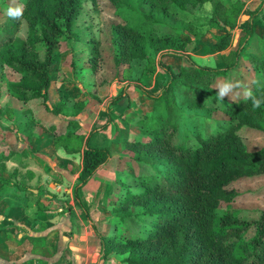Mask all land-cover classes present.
<instances>
[{
  "label": "trees",
  "instance_id": "1",
  "mask_svg": "<svg viewBox=\"0 0 264 264\" xmlns=\"http://www.w3.org/2000/svg\"><path fill=\"white\" fill-rule=\"evenodd\" d=\"M20 1L22 16L18 19L8 16L0 27V64L20 75L16 82L7 81V90L24 102L41 99L46 111L62 114L65 101L51 108L48 90L60 68L61 38L72 30L82 11L83 0ZM109 1L116 15L125 22L113 27L116 63L142 60L146 69L152 70L155 56L159 54L157 64L166 81L157 94L143 90L154 102L152 111L142 116L140 135L123 142L141 164L149 167V174L138 175L136 187L125 185L110 209L116 214V223L126 224L129 211L140 208L141 212L133 220L140 222L142 229L137 228L136 234L124 237L123 234L97 233L100 259L108 260L116 254L121 257L118 264H264V209L251 220L231 207L220 210L223 202L230 203L238 197L230 187L232 183L264 176V147L249 151L238 134L244 127L264 133V54L259 56L261 58L250 56L243 48L255 31L259 10L250 14L245 30L249 39L241 36L243 43L221 57L223 67L245 60L254 72L253 87L244 88L239 97L226 83L225 67L198 66L189 55L168 50L167 40H155V54L149 53L144 28L154 19L143 12L144 7L195 19L187 12V7L209 0ZM212 2L211 17L202 25L216 32L208 34L212 36L214 51L223 52L231 45L235 22L244 4ZM1 7L7 12L10 7L14 8L10 4ZM133 15L137 16L135 20ZM21 19L27 24L25 39L17 36ZM98 54V45L94 43L88 58L91 66L83 70H87L86 75L97 69ZM166 56L184 57L190 64L176 71L163 60ZM220 80L230 86L223 98L214 91ZM254 101H259L258 107ZM180 105L209 111L210 117L188 114L182 119ZM81 108L82 103L76 101L73 113ZM75 125L76 122L69 121L66 133L54 132L55 144L60 143L65 149L69 144L79 147L80 135H70ZM109 159L107 147L84 146L73 197L89 222L91 219L79 192Z\"/></svg>",
  "mask_w": 264,
  "mask_h": 264
},
{
  "label": "crops",
  "instance_id": "2",
  "mask_svg": "<svg viewBox=\"0 0 264 264\" xmlns=\"http://www.w3.org/2000/svg\"><path fill=\"white\" fill-rule=\"evenodd\" d=\"M257 10L255 31L249 43L260 46L264 34V31L261 33L264 5L256 10H247L244 5L237 20L245 13ZM249 17L237 29H245ZM210 34L197 40L196 48L189 54L192 58L199 57V63L204 62V57L212 56L214 67L209 65L212 62L204 67L217 68L222 65V55L233 50L229 47L223 52L214 51ZM249 43L244 49L249 50ZM126 66L134 73L130 75L124 71V77L127 73L130 78L140 79L151 94L161 91L166 76L157 60L152 70L146 69L142 60L131 61ZM76 69L79 72V68ZM6 71L15 74L0 64V79L4 81L0 83V264H113L114 254L108 260L100 259L97 233L103 236L121 234L119 226L125 227V224L116 223V214L112 211L113 219L98 222L96 212L105 214L114 205L109 200L111 186H120V194L125 185L136 187L138 175L149 174H145L148 166L141 164L123 142L140 135V120L152 111L154 102L135 89L130 79L114 83L109 94L104 90L96 93L92 90L89 94L87 91L90 88L74 94V84L66 80L56 87L53 94L54 79L48 90V105L54 108L65 101L62 114L55 115L46 111L41 99L24 102L13 97L6 87L11 79L6 80ZM76 101L82 103V108L74 114ZM44 111L47 117L45 124L40 121ZM62 121L65 123L64 130H60ZM69 121L77 125L76 129H72L71 137L80 135L82 143L79 147L69 144L65 149L62 144H55L54 132L66 133ZM86 144L107 147L110 151L109 161L79 192L91 222L86 220L73 197ZM121 180L124 183L118 182ZM89 184H95V189L89 195L90 188H87L86 202L83 190Z\"/></svg>",
  "mask_w": 264,
  "mask_h": 264
},
{
  "label": "rangeland",
  "instance_id": "3",
  "mask_svg": "<svg viewBox=\"0 0 264 264\" xmlns=\"http://www.w3.org/2000/svg\"><path fill=\"white\" fill-rule=\"evenodd\" d=\"M220 1L223 2V4L225 5H229L230 2L240 1L247 6V10H249L250 8L252 10H256L257 8H259V6L264 0H220ZM4 4H10L14 8L18 6L22 7V2L20 0H0V27H2L5 24L6 19L8 18L7 11L1 7ZM212 10H213L212 0L211 2L209 0L203 4H199L193 7L189 5L187 7V12L190 13V15L195 19L192 18L188 19L187 17H183L182 14L174 15L168 13V15H166L164 13H161V11L157 8H151L148 6L144 7L143 12H145L146 14H151V16H153L154 19L150 25H147L144 28L148 40L147 45L149 48V53L151 55L155 54L154 53V47L156 45L154 43L155 40L157 39H161L163 41L167 40L169 45L166 48H168V50H171L176 53L184 54V56L185 54L189 55L191 60L198 66L203 65L201 67H204V65H207L210 62H212L209 65L211 67H214L213 64L214 59L212 56L204 57L203 58L204 62L200 61L199 63L197 61L199 60V57L192 58L189 54L190 51L193 52V50L196 48L197 45L196 41L200 40L201 37L208 36L209 32L216 34V32L212 30L210 27L202 25L207 21V19L211 17ZM248 16H250V13L249 14L245 13L244 17H241L239 21L236 20L235 22L236 25L232 32V41L230 45V48H232V50L237 49L239 44L243 43L239 38L240 36H245L249 39V36L245 31L247 27L241 31L237 29L238 25L241 24L242 21L246 20ZM133 17L134 20L137 18L136 15H133ZM18 23H19V30L17 32V36L20 37L21 39H25L27 35V24L23 19L19 20ZM118 23L124 24L125 22L119 16L116 15V9L109 0H95V3H93L92 0L82 1V11L79 17L77 18L76 22L74 23L72 30L66 31L64 37L61 38L60 60L62 67L59 68V71L55 75L56 77L55 81L52 83L53 94L55 93L56 87L62 82H67L66 80H69L70 82H72V84H74V94L78 92L80 93L81 91L87 90L89 88L90 91H87L89 92V94H92L91 93L92 90H95V93L99 92L100 90H104L109 94L110 88L113 86L114 83H116L117 81L124 82L127 79H130V82L133 83L135 89L139 90L145 95V92L143 90L147 91L146 89L147 86H145L140 79H135L133 77L130 78L129 76H127V73H125V77H124L123 75L124 71L129 72L130 75L134 73L133 70L127 69L126 66L127 63L120 65L116 63L115 55H114L113 27L114 24H118ZM263 29H264V24L262 27V32H261L262 34L264 31ZM262 38H263L262 46H258L256 43L253 42L251 44L249 43L250 47L248 51L250 52L249 53L250 56H255L257 58H261L263 56L264 34ZM94 43L98 45V52H99L96 59L97 69L93 74L86 76L85 73L87 72V70L84 73L82 72V70H85L86 68H90L91 66L90 63L88 62V58H89V51ZM244 47L245 45L243 46V48ZM37 49L40 50L39 44ZM42 52H43V48L41 49V54ZM157 55L159 54H156L155 56L156 58L154 57L155 62L157 60ZM163 60L166 62V64L171 66L176 71H179V69L182 66L190 64V62L184 57L172 58L170 56H166L163 58ZM239 62L240 64L239 63L236 64L237 61L234 64H232L233 62L227 63L224 67L227 69L226 71L232 70L230 73L226 74V83L230 84L233 90H235L238 93V95H236L237 93H235L236 96L241 97L242 95L241 92L243 91L244 88L253 87L252 81L255 80L256 77L250 65L249 64H248L249 66L246 65L247 62L245 63V60H240ZM77 67L79 68V72H77L78 70L76 69ZM220 67L224 68L223 64ZM237 70H242V71L239 72ZM19 77L20 75L19 74L17 75V73L14 74L9 71H6V80H8L9 78L16 79ZM11 79H9L8 81H10ZM2 82L4 81L0 79V83ZM226 83L223 80H220L218 82V85H216L214 91L216 90L217 93L218 92L220 93L222 86L223 85L226 86ZM186 106L180 105V111H181L180 118L182 119L185 118V116H187L188 114H193V115L199 114L203 117H206L208 115L207 118L210 117L208 113L209 111L205 112L204 109H194V108H188ZM32 108L34 110L35 108L34 105ZM40 119H41L40 121H44L43 122L44 124L47 122L45 111L43 115H41ZM64 128H65V123L62 121L60 122V130H64ZM74 128H76V125L74 126ZM238 134L249 151H256L264 147L263 132L244 127L240 129ZM2 146L6 147L7 145L5 146L4 144H2ZM35 165H37V162H35ZM147 169L148 170L147 172H145V174H147L150 171L149 167H147ZM123 178L126 180L129 179L128 177H123ZM118 182L124 183V180ZM119 187L120 186L118 185L114 186V188L111 186L109 190L110 204L115 203L116 198L120 191ZM230 187L238 193V197L230 203L223 202L220 205V210H224L227 207H231L233 209L239 210L241 212V216L247 220L256 219L259 215V211L264 209V176L254 179L244 180L241 182H235L232 183ZM87 188H90V190L87 193L89 195H92L95 189V184H89L85 186L83 190V195L86 202H87V194H86ZM81 196H82V191H81ZM80 201L84 205V201L82 200V197H80ZM84 206L87 207L86 205ZM78 207L81 209L79 205ZM140 212L141 209L138 207L133 208L129 211L127 215L128 219H126L125 227L123 225L119 226V231H121L120 233L123 234V237L133 236L139 231L137 228H140V230L142 229L141 223L140 222L135 223L133 220L134 216ZM82 213L84 214L83 211ZM96 214H97L96 220L98 222L107 219L111 220L114 218V215L111 211H108L105 214L97 211ZM110 224L112 225V223ZM119 260H121L120 256L116 254L113 255V264H118Z\"/></svg>",
  "mask_w": 264,
  "mask_h": 264
},
{
  "label": "clouds",
  "instance_id": "4",
  "mask_svg": "<svg viewBox=\"0 0 264 264\" xmlns=\"http://www.w3.org/2000/svg\"><path fill=\"white\" fill-rule=\"evenodd\" d=\"M7 14H8L9 17H11L13 19H18L23 14V8L22 7H19V6L18 7H15V8H11L10 7L8 9ZM229 87L230 86H225L224 88L221 89V91H220V97L221 98H223V96H225L228 93ZM249 95H250V93H249ZM254 105L258 107L259 106V101H254Z\"/></svg>",
  "mask_w": 264,
  "mask_h": 264
}]
</instances>
